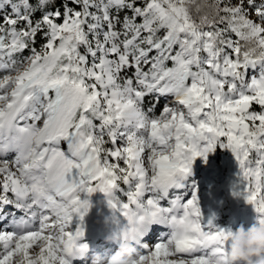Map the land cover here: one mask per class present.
Returning a JSON list of instances; mask_svg holds the SVG:
<instances>
[{
  "label": "snow or ice",
  "instance_id": "1",
  "mask_svg": "<svg viewBox=\"0 0 264 264\" xmlns=\"http://www.w3.org/2000/svg\"><path fill=\"white\" fill-rule=\"evenodd\" d=\"M5 9L0 264L87 254L96 192L126 221L118 236H131L135 264H221L229 230L202 224L197 196L182 192L217 145L238 165L234 195L264 222V0H0ZM157 224L167 234L143 243Z\"/></svg>",
  "mask_w": 264,
  "mask_h": 264
},
{
  "label": "rangeland",
  "instance_id": "2",
  "mask_svg": "<svg viewBox=\"0 0 264 264\" xmlns=\"http://www.w3.org/2000/svg\"><path fill=\"white\" fill-rule=\"evenodd\" d=\"M23 55L27 56L28 52L26 51ZM261 70L260 65L250 66L246 70L245 79L250 81L253 76H258ZM160 102L163 108L166 101L161 99ZM107 146L110 147V145ZM14 157L15 154L12 153L8 155L7 159L12 160ZM239 183V168L231 150L217 145L214 151L207 154L206 160L203 157H198L194 161L191 172L184 181L182 192L186 200L191 199L193 193L197 196L202 224L207 226L210 221L216 228L235 230L240 225L250 226L256 218V213L244 197L234 195ZM127 188V185H121L116 190L115 194L121 202H126L125 191ZM86 198L89 199L91 207L82 222L84 228L82 242L88 245V252L84 256L71 258L70 264H91L92 257L96 253L105 256L113 254L119 243L113 236H110V230L106 228L105 224L109 222L111 226H115L114 222L119 221L118 223L121 222L123 225L126 223L119 213L114 212L108 206L107 198L103 193L96 192ZM106 207L110 209V212L106 213ZM12 215L19 216L21 213L13 212ZM80 223L79 217H74L72 228L75 229ZM167 232L168 229L164 225H153L149 236L142 238V242L154 244Z\"/></svg>",
  "mask_w": 264,
  "mask_h": 264
},
{
  "label": "clouds",
  "instance_id": "3",
  "mask_svg": "<svg viewBox=\"0 0 264 264\" xmlns=\"http://www.w3.org/2000/svg\"><path fill=\"white\" fill-rule=\"evenodd\" d=\"M117 250L111 255L96 253L91 264H135L137 248L131 236L120 237ZM226 254L221 264H264V222L255 218L248 227L229 229Z\"/></svg>",
  "mask_w": 264,
  "mask_h": 264
},
{
  "label": "bare ground",
  "instance_id": "4",
  "mask_svg": "<svg viewBox=\"0 0 264 264\" xmlns=\"http://www.w3.org/2000/svg\"><path fill=\"white\" fill-rule=\"evenodd\" d=\"M12 154V153H10ZM106 209V210H105ZM104 210L106 211V213L109 211L110 212V209L108 207H106ZM113 212V211H112ZM116 219V217H115ZM93 221V220H92ZM92 221L91 224H92ZM109 221V220H108ZM119 222V221H118ZM118 222H114L116 225L115 226H111V224H109V222L106 225V228H108L110 231H109V234L110 236H113L115 238V240L119 243L120 242V239H119V236H118V232L120 231L121 228H123V223H118ZM151 230V229H150ZM150 232V231H149ZM149 236V233L144 236L143 238H146ZM119 245V244H118Z\"/></svg>",
  "mask_w": 264,
  "mask_h": 264
},
{
  "label": "trees",
  "instance_id": "5",
  "mask_svg": "<svg viewBox=\"0 0 264 264\" xmlns=\"http://www.w3.org/2000/svg\"><path fill=\"white\" fill-rule=\"evenodd\" d=\"M140 2L142 3L143 0H140ZM7 11H8V9H5L4 12H0V17H2V16L5 14V12H7ZM194 15H195V13H194ZM231 38L235 39V36L232 35ZM37 47H39V44H37ZM155 109H156L155 114H156V115H159L160 112H161V110H162L161 102H160V104H159Z\"/></svg>",
  "mask_w": 264,
  "mask_h": 264
}]
</instances>
